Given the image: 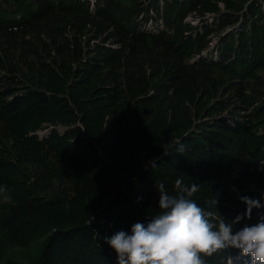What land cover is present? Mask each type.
<instances>
[{"label": "trees", "instance_id": "obj_1", "mask_svg": "<svg viewBox=\"0 0 264 264\" xmlns=\"http://www.w3.org/2000/svg\"><path fill=\"white\" fill-rule=\"evenodd\" d=\"M22 163L39 168L36 192L11 195L0 230L59 225L34 264H117L100 237L147 225L157 186L174 194L181 177L213 222L256 224L264 0H0V186H16ZM242 196L261 203L250 219Z\"/></svg>", "mask_w": 264, "mask_h": 264}, {"label": "clouds", "instance_id": "obj_2", "mask_svg": "<svg viewBox=\"0 0 264 264\" xmlns=\"http://www.w3.org/2000/svg\"><path fill=\"white\" fill-rule=\"evenodd\" d=\"M178 151H183V146ZM148 166L155 167V160H150ZM173 188L174 194L165 190L163 183L157 186L161 212L147 225L136 222L130 233L121 230L100 237L115 252L117 264H206L203 257L227 248L249 257L251 264H264V215L256 224L234 232V224L242 217L238 215L228 222L219 215L213 222L211 213L193 199L199 185L185 184L181 177L174 181ZM6 192L7 185L0 186L5 202L10 199ZM240 200L246 205L244 218H251L253 207H261L256 199L242 196ZM218 203L213 195L207 206L217 208Z\"/></svg>", "mask_w": 264, "mask_h": 264}, {"label": "rangeland", "instance_id": "obj_3", "mask_svg": "<svg viewBox=\"0 0 264 264\" xmlns=\"http://www.w3.org/2000/svg\"><path fill=\"white\" fill-rule=\"evenodd\" d=\"M218 6L220 8H223V4L219 3ZM239 23L232 24L229 29L226 30L229 31L231 28L233 30H238ZM211 43L214 44V38L212 37ZM207 52V50L205 51ZM251 106L248 108V110H244L243 112H240V116L246 113H248L251 110ZM57 165L63 166V162L60 160L56 161ZM21 168L23 169V176L18 179V182L16 186L12 189H7L6 194L10 197V199L5 202L3 199L2 193H0V216L3 214L4 207H6L9 204H13L16 197L12 199L11 195H14L15 192L19 191H25L27 193H34L36 189V179L37 176V170L39 169L37 165H33L31 163H22ZM236 171H232L233 176L235 175ZM116 183L119 182V180L115 181ZM41 186H45V181H42ZM36 192V191H35ZM43 195H50L51 193L49 191L42 192ZM264 208V203L262 204ZM47 224L42 225L36 229H30V231L23 232V234L19 238H3L2 235L4 234L3 230H0V264H34L36 257L42 250L45 241L47 240L50 232L58 227L59 225H53L46 227ZM235 259L229 260L227 264H234L237 262V264H241L237 257L240 258L241 255L239 251L234 254ZM232 257H234L232 255ZM247 264H251V261Z\"/></svg>", "mask_w": 264, "mask_h": 264}]
</instances>
